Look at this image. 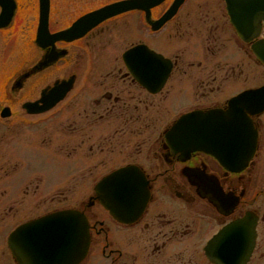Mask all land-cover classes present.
<instances>
[{
	"label": "flooded vegetation",
	"instance_id": "1",
	"mask_svg": "<svg viewBox=\"0 0 264 264\" xmlns=\"http://www.w3.org/2000/svg\"><path fill=\"white\" fill-rule=\"evenodd\" d=\"M121 1L48 0L49 31ZM20 2L0 0V15L13 8L9 25L0 27V264L41 255L13 252L10 234L64 210L81 215L87 229L88 250L78 264L229 263L216 255L264 264V107L247 114L255 148L236 169L204 150L184 155L165 136L183 114L224 111L232 97L264 88V62L254 53L264 42V19L254 17L257 28L248 33L232 23V0H161L148 10L115 12L78 38L45 48L35 29L36 56L23 67L18 56L7 60L6 31ZM39 13L35 0L36 21ZM54 20L70 22L57 27ZM50 51L55 60L38 68ZM248 62L258 72L255 85L242 79L231 88L236 76H247ZM134 64L148 70L138 74ZM158 65L157 76L150 68ZM54 88L63 94L49 109L24 106ZM119 169L146 190L140 213L124 219L96 189Z\"/></svg>",
	"mask_w": 264,
	"mask_h": 264
},
{
	"label": "water",
	"instance_id": "2",
	"mask_svg": "<svg viewBox=\"0 0 264 264\" xmlns=\"http://www.w3.org/2000/svg\"><path fill=\"white\" fill-rule=\"evenodd\" d=\"M180 1L177 0L176 3L179 4ZM160 2L161 0H125L110 4L89 14L84 19L77 20L69 29L51 34L48 31V0H39L40 14L36 41L42 48H45L59 39L70 40L79 37L94 22L115 12L127 8L148 10L149 7ZM230 5L231 17L238 31L248 30L251 25L255 27V21L258 18L264 19V0H232ZM12 14L13 8L7 5L0 15V27L8 25ZM243 22H246V25ZM261 46L260 49H254V52L264 62V42ZM148 52L152 61L160 60L158 55L152 51ZM56 56L52 53L47 54L37 67L48 65ZM134 67L138 74H143L148 70L146 66L141 67L134 64ZM150 69L155 72L152 74L157 76L160 74L159 65L158 67L151 66ZM26 75L25 73L23 77ZM50 92L42 91L40 99L43 102L42 105L37 106L38 102H27L24 106L32 112L47 110L63 94L61 89L56 88L49 96ZM241 99H244L245 103L238 104ZM263 107L264 88L246 91L230 100L229 109L226 112L185 114L174 125L172 131L166 134V137L176 150L187 153L190 150L203 149L214 154L222 163L233 169L235 165L246 161L254 149L255 138L246 111L253 113ZM127 171L115 172L100 182L103 191L101 198L104 199L106 207L111 213L119 214L121 218L133 212L136 213V210L144 204L142 201L145 195L144 182L138 178L118 176ZM137 201L140 202L137 203ZM87 244L88 234L85 222L81 215L72 210L50 213L19 226L11 234L9 243L13 252L41 254L17 255L22 258L23 264H77L85 256ZM217 256L218 260L230 264H244L248 257V255Z\"/></svg>",
	"mask_w": 264,
	"mask_h": 264
},
{
	"label": "rangeland",
	"instance_id": "3",
	"mask_svg": "<svg viewBox=\"0 0 264 264\" xmlns=\"http://www.w3.org/2000/svg\"><path fill=\"white\" fill-rule=\"evenodd\" d=\"M20 6L18 12H20L19 17H15L11 26H9L6 31L7 39H12L9 44V49H7V60L12 56H18V61L21 60V65L26 67L30 65L35 58L36 51L34 50L33 43V34L36 28V19L32 17V7L35 0H20ZM17 13V12H16ZM70 21L63 20H54V25L58 27V25L67 24ZM21 28V34L18 32V37L15 35V29ZM14 34L11 36L10 34ZM21 38V41L18 38ZM13 41V42H12ZM249 66V62L247 63V76H241L240 78L235 79V82H231V88L235 85H242V79L246 80V86L255 85V78H257V73L254 68ZM264 75V73H262ZM241 79V80H240ZM233 80V79H232ZM238 90V89H235ZM0 103H2L0 101Z\"/></svg>",
	"mask_w": 264,
	"mask_h": 264
},
{
	"label": "snow or ice",
	"instance_id": "4",
	"mask_svg": "<svg viewBox=\"0 0 264 264\" xmlns=\"http://www.w3.org/2000/svg\"><path fill=\"white\" fill-rule=\"evenodd\" d=\"M243 103H245V100L244 99H241V100H239V102H238V104H243ZM219 239V238H218Z\"/></svg>",
	"mask_w": 264,
	"mask_h": 264
}]
</instances>
